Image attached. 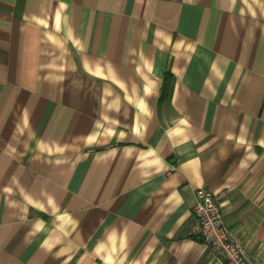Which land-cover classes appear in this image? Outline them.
Segmentation results:
<instances>
[{
    "label": "crops",
    "instance_id": "1",
    "mask_svg": "<svg viewBox=\"0 0 264 264\" xmlns=\"http://www.w3.org/2000/svg\"><path fill=\"white\" fill-rule=\"evenodd\" d=\"M198 188L264 264V0H0V264H214Z\"/></svg>",
    "mask_w": 264,
    "mask_h": 264
},
{
    "label": "built area",
    "instance_id": "2",
    "mask_svg": "<svg viewBox=\"0 0 264 264\" xmlns=\"http://www.w3.org/2000/svg\"><path fill=\"white\" fill-rule=\"evenodd\" d=\"M194 224L189 234L198 238L214 255V264H253L240 241L224 223L214 195L204 188L195 192Z\"/></svg>",
    "mask_w": 264,
    "mask_h": 264
},
{
    "label": "trees",
    "instance_id": "3",
    "mask_svg": "<svg viewBox=\"0 0 264 264\" xmlns=\"http://www.w3.org/2000/svg\"><path fill=\"white\" fill-rule=\"evenodd\" d=\"M170 77L169 74H166V77H165V81H164V88L167 87V81H168V78Z\"/></svg>",
    "mask_w": 264,
    "mask_h": 264
}]
</instances>
